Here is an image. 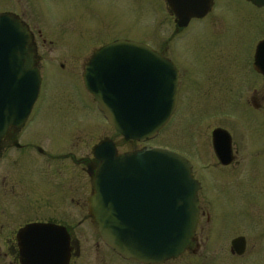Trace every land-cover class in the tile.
Here are the masks:
<instances>
[{"label": "water", "instance_id": "water-1", "mask_svg": "<svg viewBox=\"0 0 264 264\" xmlns=\"http://www.w3.org/2000/svg\"><path fill=\"white\" fill-rule=\"evenodd\" d=\"M264 6V0H249ZM188 0H169L180 26L197 12L184 11ZM190 11V10H188ZM28 29L13 15L0 14V142L30 114L41 87ZM256 62L264 74V40ZM84 83L108 123L125 141L157 137L175 113L179 73L175 64L145 43L117 40L96 50ZM220 162H232L231 137L213 131ZM100 164L89 213L98 232L124 259L162 264L195 246L201 184L184 156L162 147L118 153L111 140L95 147ZM22 264H68V236L55 225H29L20 235ZM53 241H48V238ZM245 237L233 241L241 253Z\"/></svg>", "mask_w": 264, "mask_h": 264}, {"label": "flooded vegetation", "instance_id": "flooded-vegetation-1", "mask_svg": "<svg viewBox=\"0 0 264 264\" xmlns=\"http://www.w3.org/2000/svg\"><path fill=\"white\" fill-rule=\"evenodd\" d=\"M49 1L54 0H0V14L13 15L27 27L31 37V44L34 46L35 66L39 69L42 79L39 97L28 118L22 125L11 127L0 142V264H22L19 235L24 228L35 224L55 225L63 229L68 236V264H88L86 263L87 259H89L91 264H96L98 252L100 253L101 251H105L121 261L140 264L135 261L124 260L110 249L103 242L94 225L93 217L89 213V197L93 193L96 171L99 167V161L95 157V147L102 141L111 139L104 138L95 143L92 148V157L90 158L85 157L84 153L75 149L80 139L86 140V117L83 112H93L96 116L93 117L94 119L99 118V116L103 118L98 103L84 84L87 65L96 50L120 39H132L124 37L113 38L93 47L87 44L84 47L76 45L75 42H72L71 37L84 36L83 32L85 31V17L79 12L81 0H73L69 7L66 8V15L60 19L50 18L44 13L45 6ZM162 1L165 7V14L174 24L170 39L162 40L159 46L150 44L145 40H139V42L149 44L154 50L174 62L179 73L177 113L181 111V107L183 109L182 100L184 98H188L192 102L193 98L199 97L202 93L206 97L212 94L214 72L209 71L208 66L210 64H201L200 58L203 56L201 55L203 50H201L200 54L193 53L188 62H181L177 57L174 58L168 55L165 50L170 48L171 41L173 39L181 41L182 39L180 40V38L184 37L185 33L186 35L190 34L189 32H193L195 30L194 27L198 26V34L194 36L198 42L197 45L200 46V38L201 41L213 38L215 30L212 27L215 22L226 21L231 16L241 19L244 14L240 15L239 11L240 9L242 11V8L245 7L243 5H248L259 11L264 10V6H259L249 0H188L185 3L184 11L197 13L192 15L188 13L191 16L189 23L186 26H180L179 14L183 13V9H180L178 14L177 8H172L169 0ZM81 4L86 10V3L83 2ZM103 17L100 22L104 25L96 28V34L111 33L113 31L111 20H108L107 16L103 15ZM89 33L93 36L92 30ZM52 35L60 43L58 44L59 47L56 48L50 44L46 49L44 37ZM236 36H239V34ZM263 40L264 37L259 36L257 40L249 41L247 44L249 77L243 79L242 83L239 84L237 98L235 99V105L239 112L238 119L242 120L244 127L248 129L254 128L253 130H262L264 128V74L256 62L258 45ZM102 41L104 42V39ZM215 46H218L217 42L207 48V50L217 48ZM176 49L177 52L180 51L178 50V44ZM183 64L184 66H189V68H186V71L188 69L189 73H191L189 77H185ZM198 68L205 73L198 75ZM51 69H55L64 75L67 74L75 80L69 83V87L74 91L72 92V98H62L61 105L56 112L63 113L61 111L64 107H68L75 112H82V117L76 118L72 127H66L63 138L43 136L40 127H33L38 119H42L45 112H50V109L44 110V108L40 109L38 107L46 74ZM66 69H80L82 84L79 83L77 75H74L73 72L64 71ZM203 78L207 83H201ZM217 81H221V79ZM200 86L203 87V91L200 90ZM227 117L229 116L227 115ZM255 124H257V127L254 126ZM90 125L93 128L95 126L94 124ZM216 129L227 131L231 137L232 162L229 165H223L215 152L213 131ZM230 129V126L216 127L212 131L211 136L215 158L223 167H230L235 163L242 164L245 162V158L242 156L243 153L240 154V152L235 150L234 137ZM263 143L257 145L258 148L253 150L252 154H249L251 159H255V162L257 159H264V147H260ZM82 145L84 146V144ZM199 202L200 222L202 215L200 195ZM199 222L194 236V248L192 250L187 249L177 258L170 259L162 264H198L194 261L188 263V261L180 260L188 252L191 256L198 254L197 256L200 259L196 258L195 260L204 258L205 254L198 252L203 244L201 239L196 236ZM238 237L241 236L231 239L230 249L234 256L241 258L247 251L248 242L245 238V249L239 253L233 246V241ZM87 239H91L94 249H89L85 246ZM48 241L53 240L49 237Z\"/></svg>", "mask_w": 264, "mask_h": 264}, {"label": "rangeland", "instance_id": "rangeland-1", "mask_svg": "<svg viewBox=\"0 0 264 264\" xmlns=\"http://www.w3.org/2000/svg\"><path fill=\"white\" fill-rule=\"evenodd\" d=\"M72 2L73 0L49 1L44 13L50 18H63L67 12L66 8ZM83 2L86 3V10L82 7ZM79 4V12L85 17L84 36H72L71 40L82 47L86 44L93 47L118 37L145 40L159 46L162 40L170 39L174 30L173 22L165 14L162 0H81ZM243 7L242 11H239L240 15L244 14L241 19L231 16L226 21L215 22L212 27L215 30L213 38L202 41L200 38V46L194 36L198 34L199 27L195 26L193 32L188 35L185 33V36L180 38L182 42L173 39L170 48L165 50L168 55L177 57L181 62H188L193 53L200 54L203 50L200 62L203 65L210 64L209 71L214 72L212 94L208 97L204 93L199 97L193 96L195 98L192 102L184 98V110L181 107V111L172 117L157 137L144 143L125 141L101 116L97 115L99 118L94 119L96 116L93 112H83L86 117V140L80 139L75 147L77 151L84 153L85 157L90 158L94 144L104 138H110L120 153L143 147H164L192 162L193 176L201 183L199 195L202 215L196 236L203 244L198 252L205 256L202 260H195L200 259L198 254L191 256L188 252L180 258L188 263L194 261L198 264H264V159H257L255 162L249 155L258 148L257 145L264 142V128L253 130L254 128L244 127L242 120L238 119L239 112L235 105L238 86L243 79L249 77L247 44L257 40L259 36L264 37V10H255L248 5ZM103 15L111 20L113 31L96 34V28L104 25L100 22L104 18ZM90 30L93 36L89 33ZM237 34L239 36H236ZM88 38L90 39L87 40ZM44 39L46 49L50 44L59 47L60 43L53 35L45 36ZM62 42L64 43L63 40ZM216 42L217 48L207 50ZM177 44L179 52L176 49ZM186 68L189 66L183 64L185 77H189L191 73L188 69L186 71ZM64 71L73 72L82 84L80 69ZM203 73L205 72L198 68V75ZM218 79L221 81H217ZM72 80L74 79L71 76L55 69L46 74L38 108L50 109V112H45L42 119H38L33 125L41 128L43 136L63 138L66 127H72L76 118L82 117V112H75L68 107H64L61 111L63 113L56 112L62 98H72L74 91L69 87ZM204 82L207 83L203 78L201 83ZM200 90H204L202 86ZM90 124H94V128ZM221 126H230L235 150L243 153L244 163L223 167L217 162L211 136L212 131ZM254 126L257 127V124ZM260 147H264V143ZM237 236H244L248 242L247 251L241 258L234 256L230 249L231 239ZM85 246L94 249L91 239L86 240ZM96 260V264H134L121 261L105 251L98 252ZM88 261L89 259L86 263L91 264Z\"/></svg>", "mask_w": 264, "mask_h": 264}]
</instances>
